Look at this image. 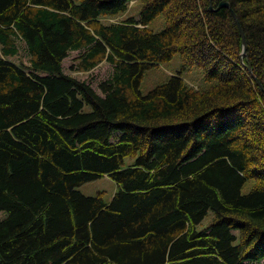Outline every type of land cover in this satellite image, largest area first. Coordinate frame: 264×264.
<instances>
[{"label":"trees","instance_id":"1","mask_svg":"<svg viewBox=\"0 0 264 264\" xmlns=\"http://www.w3.org/2000/svg\"><path fill=\"white\" fill-rule=\"evenodd\" d=\"M130 1L0 0V264H264V0Z\"/></svg>","mask_w":264,"mask_h":264},{"label":"rangeland","instance_id":"2","mask_svg":"<svg viewBox=\"0 0 264 264\" xmlns=\"http://www.w3.org/2000/svg\"><path fill=\"white\" fill-rule=\"evenodd\" d=\"M134 3V4H133ZM132 5L129 6V9L127 12L118 15L117 17H110V18H103L105 22H113V21H121L128 16H134L135 18L139 19L141 14V8L142 3L140 0H137L135 2L130 3ZM163 16H160L156 18L152 23L151 27H153L155 30L160 29V26L163 23ZM21 52L18 56L12 57L16 62H20V60H23L24 62L28 61V54L25 49V46L23 43H21ZM80 51H72L70 55L64 60V69L66 72H73L74 74L78 75L80 78L87 80L90 82L93 87L100 92L99 85L103 80L109 79L112 77L114 73V66L112 63L108 61H104L101 64L94 67L92 70H88V72H76L72 71L70 68L71 66L76 62V58L78 55H80ZM181 55L179 53L175 54L172 60L165 62V64H161L158 66H154L151 69H149L144 78H142L141 83V92L144 94H147L150 90L155 88L157 85H159L162 82H165L167 80V77L169 75L175 74L182 69L181 65ZM183 77H185L187 80L192 82L195 86L205 85V81L203 80V77L199 69L192 68L187 69L183 72ZM206 85H208L206 83ZM134 163V159L132 158H126V165H131ZM80 192L82 191L86 195H96L99 192H104V198L107 202H110L113 198V194L115 193L117 189V185L114 182V180L109 176L105 175L99 179L94 180L93 182H86L83 185H80L78 187ZM1 216H4L5 214L1 212ZM209 220V217H207L198 227V229L203 228L206 226L207 222Z\"/></svg>","mask_w":264,"mask_h":264},{"label":"water","instance_id":"3","mask_svg":"<svg viewBox=\"0 0 264 264\" xmlns=\"http://www.w3.org/2000/svg\"><path fill=\"white\" fill-rule=\"evenodd\" d=\"M220 6H230V3L228 2V1H222L221 3H220ZM242 34H243V32H242ZM243 40H244V43H245V38L243 37ZM245 51H246V49L244 50V54H245ZM243 54V55H244Z\"/></svg>","mask_w":264,"mask_h":264},{"label":"bare ground","instance_id":"4","mask_svg":"<svg viewBox=\"0 0 264 264\" xmlns=\"http://www.w3.org/2000/svg\"><path fill=\"white\" fill-rule=\"evenodd\" d=\"M132 2H135V1H132Z\"/></svg>","mask_w":264,"mask_h":264}]
</instances>
